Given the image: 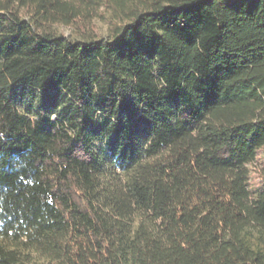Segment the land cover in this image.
Wrapping results in <instances>:
<instances>
[{"label": "trees", "instance_id": "obj_1", "mask_svg": "<svg viewBox=\"0 0 264 264\" xmlns=\"http://www.w3.org/2000/svg\"><path fill=\"white\" fill-rule=\"evenodd\" d=\"M0 264H264V0H0Z\"/></svg>", "mask_w": 264, "mask_h": 264}, {"label": "rangeland", "instance_id": "obj_2", "mask_svg": "<svg viewBox=\"0 0 264 264\" xmlns=\"http://www.w3.org/2000/svg\"><path fill=\"white\" fill-rule=\"evenodd\" d=\"M98 33L102 36H107V34L109 33V24L106 21H102V20H95L94 21ZM58 32L64 34L65 37H67L68 39H72L75 37L74 34V29L70 28V27H65V26H56Z\"/></svg>", "mask_w": 264, "mask_h": 264}]
</instances>
